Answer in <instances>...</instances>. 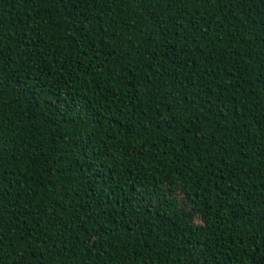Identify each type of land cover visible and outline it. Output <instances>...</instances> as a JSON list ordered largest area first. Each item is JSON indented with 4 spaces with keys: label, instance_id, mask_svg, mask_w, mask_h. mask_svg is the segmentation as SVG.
<instances>
[{
    "label": "trees",
    "instance_id": "1",
    "mask_svg": "<svg viewBox=\"0 0 264 264\" xmlns=\"http://www.w3.org/2000/svg\"><path fill=\"white\" fill-rule=\"evenodd\" d=\"M0 264H264V0H0Z\"/></svg>",
    "mask_w": 264,
    "mask_h": 264
}]
</instances>
